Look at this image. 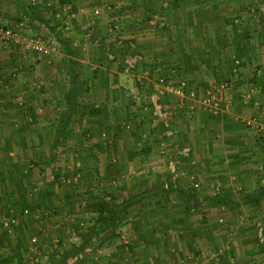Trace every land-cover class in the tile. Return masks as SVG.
Segmentation results:
<instances>
[{
  "label": "crops",
  "instance_id": "0c3cea01",
  "mask_svg": "<svg viewBox=\"0 0 264 264\" xmlns=\"http://www.w3.org/2000/svg\"><path fill=\"white\" fill-rule=\"evenodd\" d=\"M75 5L82 6L81 17L79 15L70 24L72 30L69 33L74 34L64 35L69 46L79 52L84 89L96 87L93 76L91 85L85 77V72L90 73L92 62L101 68L95 77L98 82L102 79L98 76L108 71L99 64L100 61L106 59L108 64H113L110 69L117 63L107 59L103 45L92 47L94 37L87 38L80 29L90 18L89 12L83 11L100 7L102 14L92 17L94 26L91 30L95 35L105 34L106 37L108 22L102 17L107 16L108 11L110 15L112 12L113 18H118L120 34L134 42L136 50L144 54L139 73L146 75L149 83L167 73L173 79L187 77L192 87L198 89L195 98L183 101L171 96L169 102L171 120L178 131L176 146H192L190 158L193 163L197 160L194 168L203 170L204 179L210 181L211 177L218 176L211 181L223 182L225 192L232 191L236 181L240 185L237 188L244 187L247 193L255 191L258 182L264 187V132L247 124L251 118H264V0H87ZM112 5L125 13H117ZM8 17L1 20L0 29L14 24ZM35 21H29L25 28L19 29L23 38L35 36V29L45 27ZM77 27L79 34L75 31ZM26 29L30 33H26ZM54 35L50 33L48 41L56 50L46 55L23 49L21 43H5L0 39V182L5 185V179H9L10 187L23 190L31 187L24 199L33 205L23 212V205L16 204L21 196L0 191V264H60V260L61 264H93L94 261L101 264H256L254 257L258 255V243L255 245L249 234V230L256 228L247 224L264 217L258 210V204H264V198L245 202L238 205L239 210H234L236 213L244 210L237 218L239 225L244 226L245 236L230 233L237 237L233 244H238L242 250V256L237 257L232 241L225 240L224 229L223 247L229 244V251L234 255L229 258L225 252L222 256L220 252L215 253L211 242L215 227L210 221V213L204 211L213 210L212 205L202 207L203 198H196L197 204L201 205L190 211L186 207L188 197L177 190H174L176 195H171L172 184L169 189L149 190L148 193L156 198L148 195L145 199V195L129 197L126 190H122L123 195L114 194L118 188H127V182H56L48 175L43 178L49 171H58L62 177L70 178V167L73 169L79 161L67 164L60 160H68L71 155L79 159L91 154L92 147H84L82 142L87 140L89 133H98L107 125L115 130L114 116L109 121L102 113L119 104V99L110 93L109 97L96 103L82 100L80 96L72 99L71 52ZM87 45L91 46L89 51ZM90 51L93 55L91 63L86 60ZM20 61L26 64L22 65ZM121 75L125 80V75ZM113 76L111 82L99 83L98 87L104 86L110 92L125 89V83H119L120 76ZM224 81L229 82V87L223 92V104H229V110H219L221 117L224 116L221 122L216 121L218 111L207 109L201 98L216 83ZM92 107L99 108L98 112L102 113L87 115L88 108ZM188 113L189 117H185ZM155 123L149 120L147 125L154 129ZM144 131L149 132L146 128ZM66 137L77 138L80 143L72 147ZM123 149L119 140H115L111 141V146H95L94 154L103 157L108 151L117 152L119 156L125 152ZM45 156L48 159H44ZM62 156L65 157L59 159ZM188 160L183 158V168L193 166L185 165ZM99 168L102 174V165ZM30 170L28 173L34 180L27 182L31 177L23 172ZM97 173L96 170L94 174ZM102 198L115 204L133 198L124 217L127 223L105 229L94 235L91 243L77 246L79 240L72 227L73 221L90 218L93 207L87 205L92 201L103 203ZM152 203H157V207ZM137 204L140 205L136 210ZM186 211L189 216H184ZM165 214L178 216L175 220L182 219L183 222L186 217L193 219L183 223L185 229L181 230V240H175L178 227H181L179 221L162 227ZM8 220L10 223L6 226ZM219 220L223 222L224 218ZM34 236L37 241L32 242ZM234 258L236 262H233Z\"/></svg>",
  "mask_w": 264,
  "mask_h": 264
},
{
  "label": "rangeland",
  "instance_id": "374dc122",
  "mask_svg": "<svg viewBox=\"0 0 264 264\" xmlns=\"http://www.w3.org/2000/svg\"><path fill=\"white\" fill-rule=\"evenodd\" d=\"M87 0H0V23H2L1 20L5 19L6 16H9L8 18H11L10 21H14V24L11 25L12 27H15L16 23L19 24V22H24L25 27L28 25V22L33 20V18H31V16L29 15V13L26 11L27 9L31 10L32 13L34 14V12H38L40 16L43 17L45 24L43 22H40L39 20H34L35 24H39L41 25L42 23L45 25V27L48 29V31H46L45 27H42L43 29H35L36 32L34 35V37L36 36H40L43 37L45 39L48 40V37L50 35V33H54L56 36L62 43H64L65 47H68V50L71 52V63H69V68L73 69V74L71 77L72 80V86H71V96L72 99L75 100V98H78V96H80L82 98V100H86V101H91L93 103H96L100 100H102L103 98H107L109 97V93L114 95L116 100L119 101V104L116 105L115 107H113V109L108 108L106 109V111L104 113L102 112H98L99 108H95L96 110L92 111V108H88V112L87 115H92L95 116V112L98 113H102L105 116V120H112V115L114 116V122L115 124L113 125V127H115V130H112L111 126H106L105 129H101L99 130L98 133H89V135L87 136V140H85L82 143L84 144V147H92V153L91 154H86V155H82L80 156V158L75 159L74 155L71 157H68V160H63L62 158H64L65 156L59 157V159L61 162H66L68 164V162H70L71 164H73V160L79 161V163L76 165H74V168L71 169V171L68 173L70 175V178H67L65 176L62 177V175H60L59 178H57L55 176V173L52 172H48L46 174V176H44L43 178L46 179L47 175L49 177H52L53 179H55L56 182L58 181H62V182H127L128 186L127 188L123 189V188H118L117 189V193L114 194H122V190H126L128 192H126V194L131 197L133 194H135V196H139L140 194H142V192H146L144 193L146 198H148V195L150 196L151 194L148 193V190H151L152 188H159V187H164L165 189H169V186L171 187L172 184V193L171 195H176L177 193L174 192V190H180V188H183L182 195H184V197H188V201L186 207L189 208V210H194L197 209V207H200L199 205H201L202 207L208 206V205H212L211 207H213V210L207 211L205 210L204 212L207 213L209 212L210 215V221L213 223L214 227H215V232L211 238V242L212 245L215 247L216 252H220V256H222V252H225L224 255L229 256V258L234 257V255H236L237 257H241L242 254V250L241 247L234 243L233 241L237 239L236 235H231L234 232H237L239 237H244L245 236V231L243 230L244 226L239 225L240 223H238V216L239 213L240 215H242L244 213V210L241 212L236 213V211L234 212V210L238 209L239 210V206L245 204V202H249L251 200L248 199V196H255L256 194L259 193L260 188H261V183L258 182V188L251 190L250 193H247L246 189L244 187H240V189H238L240 186L239 182H234L233 189L232 191H227L225 192L223 190V182H212L211 180L217 178L218 176H213L210 178V181H206L204 179L205 174H203V170H199L196 168H194V165H197V160L196 163H193L194 160L192 161V159L190 157H183L186 159H189L188 161H186L185 165L187 166L188 163L193 164L192 167L189 168H183L184 164H183V158L182 156L179 154V150L182 146H184L185 144H181L182 146H176L177 143H175V139H167L164 136V133L162 135V131H164L163 129V125L161 123H159L158 121H156L155 125H154V129L153 126H149L147 125L149 120H152L151 118H149V116H145L143 117L145 120L142 121L141 119V110L137 109L136 106H134L133 104H130L127 100H126V90L125 89H116L115 92H110L108 91L104 86L102 88L98 87V84L101 83L105 84L107 82H111V78L113 79L114 76L113 75H118L120 76L119 78V83L123 84L125 83V86L129 85V78L127 76H125V80H123V76L122 74V70H121V64L120 63H115L114 67L111 65L113 64H108L106 62V59L103 61H100V65H102L104 68L108 69V71L104 72L103 75L98 76L102 78L100 82L95 80V77L97 73H99V71H97L98 69H101L100 67L96 66L95 64L93 65V59H91L93 57L92 52H88L87 53V57L86 60L88 62H92V64H90V68L88 72H85V77L88 80V85H91V79H93V85L96 84V87L93 89L92 86H90L88 89H84L83 85H82V81H83V71H81V62H80V56H79V52H76L75 48H72L71 46H69L68 44V38L65 37L66 35H70V34H74V33H69L72 28L71 26L66 27V14H65V7L64 5L69 4L76 12H77V18L80 15V11H81V7L79 5H75V4H81L82 2H85ZM117 6V5H116ZM88 6H86L87 8ZM112 7L114 9H116L115 11L117 13H125L124 11L120 10L118 11V8H115L113 5ZM76 8V9H75ZM159 9H161L160 6H158ZM84 9V8H82ZM93 9V8H92ZM92 9L90 10H84L83 13H88L89 12V16L90 12H92ZM110 10V9H108ZM114 11V10H113ZM80 12V13H79ZM109 15V16H108ZM124 15V14H123ZM122 15V18H123ZM83 16V15H82ZM81 17V15H80ZM112 17V19L110 20V18ZM152 17V16H151ZM151 17H147L148 19H151ZM83 18V17H82ZM144 18L146 19V16L144 15ZM90 19V18H87ZM102 19H106L109 23L111 22L112 24L114 22H116L118 20V18H113V13L108 11L107 12V16H103ZM9 21V22H10ZM117 23V22H116ZM5 24V23H4ZM9 24V23H7ZM10 26V24H9ZM42 26V25H41ZM110 26V25H109ZM24 27V28H25ZM35 27H38L37 25H35ZM18 28L19 29H23V28ZM78 27L75 28V31L79 34L80 29L78 31ZM82 30V29H81ZM26 33H30V30H25ZM109 30H107L108 32ZM48 36H47V35ZM66 34V35H64ZM76 34V33H75ZM81 34V33H80ZM83 34V33H82ZM60 37L62 39H60ZM83 37H85L83 35ZM87 40V38H86ZM92 45V42L91 44ZM87 47H89L87 45ZM93 47V45H92ZM91 48V46L86 49L87 51H89ZM140 52V51H139ZM142 53V52H141ZM143 54V53H142ZM108 59V58H107ZM143 60H144V54H143ZM22 65H25L26 63L24 61H20ZM143 63V61L141 62ZM28 64V62H27ZM142 64L139 65L138 67V72L141 73V70H139L140 66ZM150 65V63L148 64ZM147 66V65H146ZM143 67V66H142ZM115 68V69H114ZM103 71L105 69H102ZM110 72V74L108 73ZM112 72V73H111ZM121 73V74H120ZM167 73L161 74V75H166ZM143 75V74H142ZM160 75V76H161ZM91 76H93V78H91ZM117 76V77H118ZM146 76V75H145ZM151 77V76H150ZM153 77V76H152ZM150 78L151 80H153L154 78ZM183 77V76H182ZM172 78V77H171ZM187 79V77H185ZM86 79V80H87ZM173 79V78H172ZM177 78H174L173 80H176ZM100 80V79H99ZM156 79H154V81H156ZM189 81V79H187ZM153 81V82H154ZM190 85L192 86V83L189 81ZM99 85V86H100ZM123 86V85H122ZM92 87V89H90ZM62 98V97H61ZM89 104V102H88ZM210 109L212 112L216 111L212 108H207ZM93 113V114H92ZM97 114V116H101V114ZM136 113V114H135ZM143 116H144V112ZM76 114V113H75ZM149 114V113H148ZM190 113L186 114L185 117H189ZM217 117L219 116L218 119H216V121H221L223 117H221V111H218L216 113ZM111 118V119H110ZM188 120V119H187ZM112 122V121H111ZM185 123V122H184ZM184 123H182L184 125ZM146 124V127L144 126ZM148 129L149 132H145L144 129ZM177 130V129H176ZM155 133L156 136H154L153 134ZM178 134V131H177ZM65 139L66 142L70 143L72 147H76L79 143L80 140H78L77 138H69L66 137ZM115 140H119L120 142V146L124 147V153L120 154L119 156H117V152H115V154L113 152H105V156L103 157H99L98 155L94 154V150H95V146L99 148V146H106V145H110L111 146V141L115 142ZM181 141V140H180ZM179 141V142H180ZM122 142V143H121ZM74 145V146H73ZM97 149V148H96ZM100 150V149H99ZM173 157V158H179L181 160L180 163V167L177 170V173H173L170 172L168 166H167V162L169 161V158ZM48 159V156H45L44 159ZM100 158L102 159V161L100 160ZM58 159V161H59ZM32 164V163H31ZM33 165V164H32ZM102 165V171L100 174V166ZM139 165V167H138ZM55 167V166H54ZM33 170V168H31ZM30 171H25L23 172V174H27ZM97 170V175L94 174V172ZM60 172V171H59ZM28 175H30L28 173ZM43 176V174H42ZM30 181L28 180L27 182H32V180H34L32 174L30 175ZM14 178V177H13ZM12 180H15L13 179ZM60 179V180H59ZM9 179H5V185L4 182H0L1 187H0V191L4 192L6 191L8 194H10L11 196L14 197H20L19 201L16 204H19V207H21V205H23L22 208H30L32 203L29 201H27L26 199H24L26 193L28 192V190H31L30 188H26L23 190L21 187H10V182H8ZM36 181V179H35ZM135 182V185H133ZM137 182V183H136ZM132 183V184H131ZM139 183V184H138ZM198 183L199 185L196 187L195 184ZM165 184H167L168 187L165 186ZM225 184V183H224ZM238 187V188H237ZM121 190V191H120ZM134 192V193H132ZM226 195L229 197V204L230 205H226V204H216L215 202H212V200L210 201V198L208 199V201H206L207 197H213L215 195ZM110 194H108L109 196ZM123 195V194H122ZM170 195V194H169ZM29 196V195H28ZM105 196V195H104ZM102 196V197H104ZM152 196V195H151ZM30 197V196H29ZM153 199L156 198V196H152ZM195 198V200H194ZM196 198H203L201 204H197L196 202ZM94 200V199H93ZM105 200V199H100ZM158 200V199H157ZM110 202L109 200H105L104 203H108ZM143 202V199L140 201ZM156 202H159L156 201ZM22 203V204H21ZM143 204V203H142ZM153 205H155L157 207V203H152ZM103 203H99V202H95L92 201L89 205H87L88 208H91V206L93 207V212L90 215V218H87L86 220H74L72 227L75 228L76 233L78 234V240L79 243L76 244L77 246H79L80 244L86 243L89 244L91 243L90 241H92V239L94 238V234L92 233V231L89 229L90 226L93 225L95 218L98 216V211H97V207L98 206H102ZM140 204L135 205L136 210L138 209V206ZM239 205V206H238ZM28 206V207H27ZM81 207V205H80ZM155 207V208H156ZM84 208V206H83ZM82 210V207H81ZM86 211H88L87 209H85ZM258 210L262 211V213H264V204H258ZM188 213V214H187ZM93 214V215H92ZM190 213L189 211L184 212V216H189ZM176 217L175 215H167L165 214L163 219H162V227H166L167 224H172L173 222L178 223V221L181 223V227H178V231L175 234V240L178 239H182V229H185L183 223H190L192 222L191 220L193 219H188L189 217H186L187 219L183 220L179 219V220H175ZM220 218H224V221L221 222L219 219ZM130 221V220H129ZM128 221V223H129ZM137 220H135L136 223ZM258 221H263L264 222V217H258ZM123 225H125L127 223V219H124ZM253 224L254 228H256V221L255 222H250L247 224L248 227H250V225ZM228 225L230 227H228ZM170 226V225H169ZM179 226V224H178ZM169 228V227H167ZM180 229V230H179ZM224 229H226L225 233L223 232ZM230 229V231H229ZM222 230V231H221ZM228 230V232H227ZM227 235L225 240H231L232 241V247H234V255H231V252L229 251L230 248H228L229 244L226 245V247L224 248V239L223 236L224 234ZM231 233V234H230ZM249 234H251L253 236V243L256 245L257 242V237H256V230L254 231H250L249 230ZM188 236V235H187ZM186 236V237H187ZM189 237V236H188ZM255 240V241H254ZM62 244V243H61ZM261 246V247H260ZM258 243V255L257 257H254L255 259V263L256 264H261L262 261L264 260V246L260 245ZM57 247V246H55ZM59 247V246H58ZM59 250V249H58ZM224 250V251H223ZM59 252L61 254H63V252H61L59 250ZM60 254V255H61ZM218 256V257H220ZM236 258H234L233 262L235 261ZM62 260H60V264ZM99 263L101 264V262L98 261H94L93 264Z\"/></svg>",
  "mask_w": 264,
  "mask_h": 264
},
{
  "label": "built area",
  "instance_id": "2783aa9c",
  "mask_svg": "<svg viewBox=\"0 0 264 264\" xmlns=\"http://www.w3.org/2000/svg\"><path fill=\"white\" fill-rule=\"evenodd\" d=\"M164 2L168 0H163ZM66 18V27L70 26L71 22L77 19V12L69 5H64ZM110 9V7H108ZM102 14V8L95 7L90 13V19L81 26L87 38L92 39L94 47L103 45L106 57L110 61H115L121 64L123 75L129 78V85L125 86L126 100L140 109L144 113H149L153 121H160L163 125L164 136L167 139H175L177 130L173 126L171 120V109L169 99L171 96L179 97L181 100L185 98H195L198 95V89L192 87L189 81L185 78H179L177 81L173 80L168 75H161L153 83H149V78L138 72V67L143 61V54L136 50L135 43L127 41L119 32V25L110 22L108 25V35L94 34L92 27L94 21L92 17H98ZM24 28V22H19L15 27L5 26L0 29V39L5 43L17 42L21 43L23 49L30 51H37L43 54H50L56 50V47L47 39L40 36H32L23 38L18 31V28ZM229 87V82H218L214 88L208 91L201 98L202 102L207 108H212L215 111L229 110V104H223V92ZM247 124L258 128L259 131L264 132V118L258 120L251 118L247 120ZM192 146L184 145L180 148L179 154L182 157H191ZM181 160L179 158L170 157L167 166L172 174L177 173L180 167ZM173 174V175H174ZM175 176V175H174ZM199 184L196 183L197 187ZM166 187L167 184H165ZM28 211V210H27ZM15 220H11L14 222ZM10 221L6 222L8 226ZM256 237L257 243L264 246V222L256 221ZM37 241V237L32 238V242ZM99 264V263H96ZM261 264H264V260Z\"/></svg>",
  "mask_w": 264,
  "mask_h": 264
},
{
  "label": "trees",
  "instance_id": "16d2710c",
  "mask_svg": "<svg viewBox=\"0 0 264 264\" xmlns=\"http://www.w3.org/2000/svg\"><path fill=\"white\" fill-rule=\"evenodd\" d=\"M26 11L29 13L31 18H33V20H39L40 22H43L45 24V21H44L43 17L40 16L38 12H34V14H33L32 11L29 10V9H27ZM33 20H31V21H33ZM60 39H62V38L60 37ZM93 110H96V109L92 107V111ZM140 115H141L142 121L145 120L143 117H145L147 115L149 116L148 113H144V116H143L142 112H141ZM54 173H55V176L57 178L60 177V173H58V171H56V172L54 171ZM169 188H170V186H169ZM177 191L178 192H182L181 190H177ZM144 193H146V192L143 191L142 194H140L139 196L145 195ZM262 198H264V187L263 186H261L259 193L256 194L254 197L253 196H248L249 200H258L259 201ZM133 200L134 199L131 198V199L125 200L121 204H115V203H109V202L108 203H104L103 202L102 206H98V210H99L98 211L99 212L98 216L95 218V221H94L93 225L90 226L89 229L92 231V233L94 235H96L97 233H99V232H101V231H103L105 229H113V228H115L120 223H122L123 220L125 219L124 217H125V213L127 211V207L132 204ZM211 200H212V202H215L218 205H220V204L230 205L229 204V197L226 196V195L217 194V195L213 196L212 198H210V201ZM26 209L29 210V208H23V212Z\"/></svg>",
  "mask_w": 264,
  "mask_h": 264
}]
</instances>
